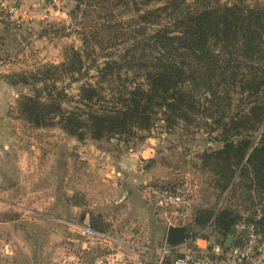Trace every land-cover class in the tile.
<instances>
[{"label": "rangeland", "instance_id": "374dc122", "mask_svg": "<svg viewBox=\"0 0 264 264\" xmlns=\"http://www.w3.org/2000/svg\"><path fill=\"white\" fill-rule=\"evenodd\" d=\"M77 1L62 0L45 20L12 17L0 10V264H133L138 256L156 257L167 243L171 224L204 235L193 225L197 209L233 207L244 217L253 216L255 207L243 201L242 189L221 188L218 166L208 159L222 146L218 131L208 135L207 127L215 124L223 105H209L208 118L194 110L189 121L177 120L169 128L156 121L140 133L142 139L128 143L116 138L79 141L57 125L36 128L20 116L18 98L31 88L10 83L15 75L62 63L70 48L81 49L88 36L94 47L85 63L91 67L88 74L76 81L65 75L57 83L75 96L87 77L94 81L92 60L102 66L110 59L107 53L118 58L135 42L146 43L145 8L123 11L117 6L115 11L121 9L123 16L107 19L104 12L99 17L95 13L83 19L93 26L84 27L76 23L82 21ZM235 1L182 0L179 11ZM244 3L264 7V0ZM119 26L124 31L109 33ZM92 29L96 39L90 35ZM231 95V108L236 110L239 95ZM162 187L189 189L186 202L179 208L156 206L153 190ZM249 193L257 206L264 205V197ZM74 224L89 225L105 236H86Z\"/></svg>", "mask_w": 264, "mask_h": 264}, {"label": "trees", "instance_id": "16d2710c", "mask_svg": "<svg viewBox=\"0 0 264 264\" xmlns=\"http://www.w3.org/2000/svg\"><path fill=\"white\" fill-rule=\"evenodd\" d=\"M244 2L180 12L182 0H78V24L95 13L99 17L104 12L107 19L123 16L121 9L115 11L118 7L145 8L146 43L135 42L118 58L107 53L110 59L102 66L92 60L94 81L87 77L73 96L57 83L65 75L76 81L88 74L91 67L85 63L94 47L87 36L82 48L71 47L62 63L15 75L10 83L31 88L19 96L17 110L33 127L57 125L79 141L116 138L128 143L142 139L140 133L156 121L169 128L177 120L189 121L194 110L208 118L209 105H223L215 124L207 127L208 135L218 131L222 146L208 159L218 166L221 188L240 187L243 201L255 209L253 216L244 217L233 207L200 208L193 225L213 228L222 238L233 233L239 220L255 222L264 232V205L257 206L249 193L264 197V7ZM90 22L84 27L93 26ZM90 32L96 39L95 30ZM231 93L239 95L236 110Z\"/></svg>", "mask_w": 264, "mask_h": 264}, {"label": "built area", "instance_id": "2783aa9c", "mask_svg": "<svg viewBox=\"0 0 264 264\" xmlns=\"http://www.w3.org/2000/svg\"><path fill=\"white\" fill-rule=\"evenodd\" d=\"M25 5L22 0H0V10L12 17L33 20H45L51 15L50 9L62 0H33ZM189 193L180 188L162 187L153 190L152 202L161 208L181 207L184 195ZM259 217V215H258ZM172 225V224H171ZM177 225V224H173ZM182 225V224H179ZM82 234L99 238L104 233L92 229L89 225L74 224ZM232 240L226 245V238L219 237L211 228L203 230L204 235L190 233L178 246L166 243L155 258L136 257L133 264H264V232L255 222L236 221L232 225ZM183 248H179V247ZM179 248V249H177ZM150 249L146 247V252Z\"/></svg>", "mask_w": 264, "mask_h": 264}, {"label": "water", "instance_id": "95a60500", "mask_svg": "<svg viewBox=\"0 0 264 264\" xmlns=\"http://www.w3.org/2000/svg\"><path fill=\"white\" fill-rule=\"evenodd\" d=\"M190 232L184 225H169L166 229V242L170 246H178L184 242ZM232 236L229 235L226 239V245L229 246Z\"/></svg>", "mask_w": 264, "mask_h": 264}, {"label": "crops", "instance_id": "0c3cea01", "mask_svg": "<svg viewBox=\"0 0 264 264\" xmlns=\"http://www.w3.org/2000/svg\"><path fill=\"white\" fill-rule=\"evenodd\" d=\"M142 152H146V151L144 150V151H142ZM148 152H149V151H148ZM148 152H147V153H148ZM149 154H150V152L148 153V155H149ZM122 198H124V197H122ZM117 264H120V263H117Z\"/></svg>", "mask_w": 264, "mask_h": 264}]
</instances>
